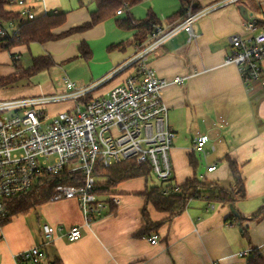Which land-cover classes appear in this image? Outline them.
Here are the masks:
<instances>
[{"label":"crops","instance_id":"crops-1","mask_svg":"<svg viewBox=\"0 0 264 264\" xmlns=\"http://www.w3.org/2000/svg\"><path fill=\"white\" fill-rule=\"evenodd\" d=\"M222 1L197 0V3L203 8ZM77 3V7L62 12L66 15L65 23L54 33L89 20L90 12L80 0ZM241 6L245 11L241 12ZM178 10V0H142L88 31L56 41L32 43L39 45L41 56H49L53 65L31 78L46 79L58 73L61 78L67 77L76 89L91 86L88 98L105 97L112 87L133 74L127 70L113 75L135 52L128 44L134 32L114 27V21L125 19L127 14L140 21L151 11L162 28H169L179 22L168 21ZM246 18L263 22L264 0H238L215 8L193 24L198 35L195 43H187L186 34L179 32L149 58V67L158 78L170 82L180 79L161 92L167 122L175 134L169 151L172 183L183 185L203 176L205 185L213 184L228 191L233 182L226 160L229 158L238 165L246 198L234 206L215 203L210 210L203 198H194L180 215L168 221L169 214L157 213L151 205H144L140 195L146 183L143 178H137L120 183L115 189L119 204L114 206V212L90 225L84 223L77 201H48L26 214L10 217L1 226L0 264H16L14 256L33 247L42 250V264L54 260L60 264H246L245 258H238L237 254L264 246V219L241 223L234 219L248 218L264 205V92L258 82H252L251 90L246 92L238 68L225 63L231 53L229 37L233 34L244 37L242 23ZM81 41L90 51L87 61L77 57ZM116 45L123 46L108 50ZM17 56L13 66L15 61L19 62ZM61 78L44 83L39 79L37 88L28 87L24 83L29 79H22L1 90L11 89L12 99L58 95L63 91ZM17 84L19 89L12 90ZM51 105H61L62 112L72 103ZM218 118L227 125L214 127ZM197 134L209 138L204 154L190 149ZM210 166L215 167L214 171L206 173ZM144 208L151 222L159 224L154 233L158 242L154 245L141 235L146 229L142 218ZM31 212L36 216L35 222L29 216ZM43 225L54 230L52 241L45 246ZM71 227L80 231L79 239L74 242L66 238Z\"/></svg>","mask_w":264,"mask_h":264},{"label":"built area","instance_id":"built-area-1","mask_svg":"<svg viewBox=\"0 0 264 264\" xmlns=\"http://www.w3.org/2000/svg\"><path fill=\"white\" fill-rule=\"evenodd\" d=\"M236 1L224 0L195 13L188 9L186 17L177 24L169 28L155 27L147 41L113 75L125 69L132 70L133 74L112 87L105 97L77 103L92 87L76 89L67 77H62L63 91L58 95L0 100V228L8 217V201L26 195L40 177H61L63 173L81 177V184L77 186L56 185L49 201H77L86 225L106 216L110 205L119 204L117 195L99 197L95 193V168L106 169L134 160L137 164H148L156 180L168 181L172 174L169 151L175 134L168 125L161 92L180 79L170 82L158 78L149 67V58L179 32L186 34L187 43H195L198 35L193 31V24L215 8ZM56 13L47 9L46 0H4L0 44L6 46L18 38L23 23L38 15ZM120 14L122 10L116 12ZM242 30L244 37L239 34L229 37L231 53L225 63L238 68L246 92L251 90L252 82H258L264 92V21L246 18ZM12 58L16 60L18 56ZM66 102L72 103L66 111L50 117L44 112L45 106ZM226 125L222 118L213 124L216 128ZM208 141L207 135L197 134L191 141V151L204 154ZM214 169V166L207 167L206 173ZM207 208L213 209V205ZM41 228L45 246L52 241L54 230L48 225ZM79 237L77 227L66 231L69 242ZM147 241L154 245L158 237L152 235ZM249 255L250 250L237 254L238 258ZM43 256L40 247H33L15 255L14 260L16 264H42Z\"/></svg>","mask_w":264,"mask_h":264},{"label":"trees","instance_id":"trees-1","mask_svg":"<svg viewBox=\"0 0 264 264\" xmlns=\"http://www.w3.org/2000/svg\"><path fill=\"white\" fill-rule=\"evenodd\" d=\"M142 0H92L95 9L89 13V20L81 25L71 27L65 32L54 33V30L60 28L65 23V13L59 12L56 14L38 15L34 20L23 23L19 28L18 38L10 41L6 46L0 44V53L9 51L13 47L29 45L32 43L42 44L49 41L63 39L76 33H82L95 27L96 25L112 19L116 16L118 10L127 11L133 6L138 5ZM179 10L172 15L168 21H182L186 17L188 9L195 13L202 8L197 3V0H178ZM243 11L244 7L241 6ZM4 10V0H0V13ZM115 26L124 31L134 32L132 39L129 41V46L134 50L147 41L153 34L155 27H162V23L154 16L151 11H148L143 20L137 21L127 14L125 19H117L114 21ZM123 45L110 46L108 50L118 49ZM78 58L85 61L90 59V51L81 41L77 47ZM53 65V61L49 56H41L32 59L29 68L23 69L19 64L14 62V72L6 77H0V88H7L22 79H29L37 73L48 69ZM130 69H125L120 72H126ZM88 95L77 100V103L89 101ZM228 168L232 176V186L228 191L222 190L213 184L205 185L202 181L192 179L183 185H174L169 179L161 182L154 178L148 164H137L134 160L122 161L110 168H95L93 175L96 178L95 193L99 197H107L116 194V187L128 180L143 178L146 183L145 191L140 195L144 200V205H151L157 213L169 214L168 221L180 215L186 208L187 203L194 198H203L209 204H227L234 206L238 201L244 200L245 190L244 182L239 174V168L236 163L226 158ZM193 162L192 157L190 163ZM61 177L44 176L40 177L35 185L26 195L16 197L7 204L8 217L2 221L3 226L10 217L15 215H23L36 207L49 201L53 190L58 184L78 185L81 184V177H71L66 173ZM78 180V182H76ZM151 182V186L148 183ZM154 182V183H152ZM114 206L110 205L107 215L114 212ZM142 218L146 224V229L141 233L146 237L152 236L159 227V224L152 223L145 210L142 211ZM234 219L233 216H230ZM264 219V205L259 208L254 214L248 218H235L241 223L246 220L258 221ZM244 237H247L246 231L242 229ZM155 235V234H154ZM250 255L245 258L246 264H264V246L262 248H252ZM46 264H60L57 260Z\"/></svg>","mask_w":264,"mask_h":264},{"label":"rangeland","instance_id":"rangeland-1","mask_svg":"<svg viewBox=\"0 0 264 264\" xmlns=\"http://www.w3.org/2000/svg\"><path fill=\"white\" fill-rule=\"evenodd\" d=\"M77 1L78 0H46V5H48L49 11H51V10L53 11V9H56L60 12H66V11H69L71 7H77V4H78ZM80 1L82 2L83 6L85 8H87V10L89 12H92L95 9V5L92 2V0H80ZM124 12L125 11H122V13H124ZM109 20H111V19H109ZM106 21H108V20H106ZM114 27H115V24H114ZM41 52H40L39 45L30 44L29 48L26 47L25 45H22V46L13 47L9 51H4V52L0 53V77H6V76H9L13 73L14 66H13V58L11 57L12 55H15V56L19 55V62H18L19 66L23 69H27L30 67V65L32 63V59L41 57V54H42ZM39 74H40V72L37 73L34 77H36ZM61 76L62 75L58 76V73H55L54 75H52L46 79H43L42 77H37L34 80L33 78H31L24 84H28V87H30V88H37L38 85L36 82L39 79L43 83L47 82L48 80L55 82V81H58L61 78ZM56 77H59V78H56ZM19 87H20V84H17L15 87L12 88V90L19 89ZM8 90L9 91H7V90L4 91V90H1V88H0V100L12 99V97H11L12 95H10V92H12V91H11V89H8ZM61 107H62L61 105H50L44 109V112L47 114V116L50 117L56 113L61 112ZM149 183L151 184V182H149ZM152 183H154V182H152ZM39 215H40V213H39ZM29 216L32 218V221L35 222L36 216L34 215V213L31 212V214Z\"/></svg>","mask_w":264,"mask_h":264},{"label":"water","instance_id":"water-1","mask_svg":"<svg viewBox=\"0 0 264 264\" xmlns=\"http://www.w3.org/2000/svg\"><path fill=\"white\" fill-rule=\"evenodd\" d=\"M241 10V12L243 11V9H240Z\"/></svg>","mask_w":264,"mask_h":264}]
</instances>
